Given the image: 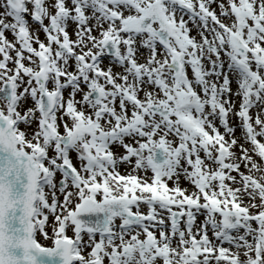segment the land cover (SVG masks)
I'll return each mask as SVG.
<instances>
[{
    "label": "snow or ice",
    "instance_id": "6c2138e0",
    "mask_svg": "<svg viewBox=\"0 0 264 264\" xmlns=\"http://www.w3.org/2000/svg\"><path fill=\"white\" fill-rule=\"evenodd\" d=\"M0 264H264V0H0Z\"/></svg>",
    "mask_w": 264,
    "mask_h": 264
}]
</instances>
